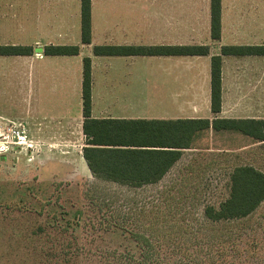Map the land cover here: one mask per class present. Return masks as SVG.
<instances>
[{
  "label": "crops",
  "instance_id": "1",
  "mask_svg": "<svg viewBox=\"0 0 264 264\" xmlns=\"http://www.w3.org/2000/svg\"><path fill=\"white\" fill-rule=\"evenodd\" d=\"M227 1L221 0L219 40H212L210 37V0H143L139 19L137 13H134L135 10H130V4L125 6V14H121L120 10L114 7L110 17L105 15L106 11L102 7L103 12L100 15L103 28L100 30L111 32V40L107 41L105 35L98 41L95 34L94 0H91V43L82 44L80 0H0V46L24 45L33 48V53L29 56L0 55V62L30 59V88L25 91L27 97L30 94L29 108L25 107L19 112H14L15 115H10L24 120L18 121L21 125L16 128L23 130L26 140L35 146L30 149L34 155L31 161L44 163L43 166L38 164L39 168L36 167L35 171H42V176H52L51 174L56 173L62 177H84L94 180L98 188L133 194L167 193L168 188L172 186L168 184V178L174 176V171H193L191 152L198 150L196 147L183 149L179 159L162 176L159 173L151 174L160 176L156 182L131 185L100 179L113 176L114 173L106 171H143L116 165L121 163L120 161H112L110 164L101 161L100 165H95V169H90L82 154L83 147L86 146L82 132L81 97L84 57L91 60L93 118L210 121L216 117L264 118V108L258 105L257 96L252 92H244L240 96L238 89L239 85H248L247 79L250 78L251 72H264L263 66L255 64L262 58L261 55L222 56L221 108L218 113L210 110V56L218 54L222 45H261L236 41V33L248 26H240L236 19L235 22L232 20L227 23ZM104 4L105 2L102 6ZM231 16L234 17L232 13ZM137 26H142L143 45L205 44L209 46L210 54L103 56L90 53L89 50L94 45H136L134 32ZM46 45H78L79 53L44 55L42 48ZM140 57L143 61V71L137 83L138 87L135 86L133 77L135 61ZM152 63L155 67L158 66L159 78L156 77ZM228 71L230 81L227 77ZM240 72L246 74V81L240 79ZM228 82L231 85L230 90ZM138 89H141V92L137 91ZM137 94L141 95V98L138 99ZM151 104L154 107H151ZM72 127H75L76 139L71 137ZM218 132L223 130L214 133ZM208 133L213 132L210 130ZM72 142L78 145L76 157L64 155L60 158L49 155L53 147L47 146ZM39 145H47L42 150L46 155L41 158L35 154L40 148ZM62 152L69 153L70 150L62 147Z\"/></svg>",
  "mask_w": 264,
  "mask_h": 264
},
{
  "label": "rangeland",
  "instance_id": "2",
  "mask_svg": "<svg viewBox=\"0 0 264 264\" xmlns=\"http://www.w3.org/2000/svg\"><path fill=\"white\" fill-rule=\"evenodd\" d=\"M104 2L94 0L95 34L98 36V41L105 35L107 41L111 40V32L100 30L103 28L100 15L103 12L102 7L106 11L105 15L110 17L112 10H115L114 7L120 10L121 14H125L127 11L125 6L130 4V10H135L138 19L141 17L143 0H104ZM227 4V23L232 20L235 22L236 19L240 26H248L236 33V41L264 44V0H228ZM107 20L109 23L110 20L108 18ZM142 39V26H137L134 32V44L143 45ZM91 49L89 51L92 54ZM135 64L133 80L135 86H138L143 71L142 58H137ZM152 64L156 77L159 78L158 66ZM255 64L264 67V56ZM29 71V58L0 62V264H19L20 257L30 256L31 251L24 249V245L28 244L27 240L33 235H30V231L35 225H45L46 220L54 215V220H58L63 226L68 220L71 221L77 209L82 211L80 225L69 228L65 226L63 231V228L52 230L48 227L40 239L47 243L46 240L56 237L61 243L69 244V251L75 255L71 264H109V261L111 264H116L112 259L110 260L114 253L139 252L127 232L126 234L118 231L105 232L99 228L98 221L102 213L111 214L120 211L121 217L128 219L132 225L135 223L134 232L150 234L156 242L154 244L157 246V251L161 255L167 254L171 250L170 246L182 242L185 236L183 229H193L191 225L209 223L203 216V209L206 205L218 206L227 197L229 172L235 165L250 164L264 172V142H253L242 134L223 131L205 134L195 142L198 150L191 152L193 171H180V173L174 171V176L168 178L170 180L168 184L172 186L168 188L167 193L112 192L98 188L94 180L84 177H62L56 173L53 176H41L42 171L38 176L36 167L39 168L44 163L31 161L34 155L30 149L35 148L33 143L27 139V144L20 147L4 144V141H7L5 136L11 135L10 128L16 131L18 130L16 127L21 125L18 121H24L10 114L15 115L14 112H19L25 107L29 108L30 94L27 97L25 92L30 88ZM249 75L248 85H239V95L244 92L254 93L258 105L264 108V72H251ZM227 77L230 81L229 71ZM245 77L246 74L240 72V79ZM230 86L228 82L229 90ZM139 90L141 92V89L137 91ZM137 97L139 99L141 95L137 94ZM133 98L135 99V96ZM71 137L76 139L75 127H72ZM39 146L35 154L41 158L46 155L42 150L47 145ZM47 147H53L49 152L51 157L78 155V145L74 142ZM62 147L69 149L70 152H62ZM28 187L34 189L37 187L35 195L38 201L30 203L25 200L19 204L17 201L11 202L16 199L17 192L27 190ZM8 201L12 204L9 208L3 205ZM247 222L264 223V201L242 224ZM130 229L132 231L133 228ZM195 235L199 238L204 237V230L201 233L195 232ZM55 246L60 249L59 245Z\"/></svg>",
  "mask_w": 264,
  "mask_h": 264
},
{
  "label": "trees",
  "instance_id": "3",
  "mask_svg": "<svg viewBox=\"0 0 264 264\" xmlns=\"http://www.w3.org/2000/svg\"><path fill=\"white\" fill-rule=\"evenodd\" d=\"M210 37H221V0H210ZM80 41L91 43V0H80ZM44 55H77L78 45H46ZM33 53L31 46L1 45L0 55H23ZM94 55H209L208 45H94ZM261 55L264 56V44L261 45H222L218 54L210 56V110L218 113L221 108L222 56ZM91 60L82 59V132L85 144L82 154L90 169L100 165L101 161L130 170L143 171H106L113 176L102 180H113L131 185L156 182L179 159L182 150L194 148L195 142L208 134L210 130L230 131L249 137L253 142H264V118H213L209 119H117L91 117ZM3 158V156H2ZM155 171V172H154ZM160 171V172H158ZM94 173L100 171H92ZM37 173V172H36ZM38 176L40 172L37 173ZM55 173L51 174L52 176ZM150 174V175H143ZM42 176V175H41ZM58 184V183H57ZM229 192L218 206L206 205L203 216L207 224L191 225L193 229H183L184 238L180 244L170 246L168 253L161 255L153 236L134 232L128 219L119 213H102L98 224L102 231L127 232L139 252H116L112 259L116 264H264V223L246 222L264 201V172L250 164L235 165L229 172ZM33 187L17 192L11 202L30 203L38 201ZM16 194V193H14ZM10 201L3 203L9 208ZM17 204V206H18ZM16 205V204H15ZM14 205V206H15ZM123 214H127L124 213ZM54 216V215H53ZM53 216L45 225H35L30 231L24 249L30 250V256L20 257L19 264H71L75 257L69 251V244L61 243L56 237L41 240L46 228L62 231L70 226L81 224L82 211H74L71 221L59 224ZM114 218V219H113ZM122 218V221L119 219ZM129 218H132L129 216ZM129 226V227H128ZM133 228L132 231L130 228ZM204 237H196L195 232ZM55 238V239H54ZM34 240V242H32ZM60 242V243H58ZM55 245H59L57 249ZM108 259V258H106ZM111 264V261L108 262Z\"/></svg>",
  "mask_w": 264,
  "mask_h": 264
},
{
  "label": "built area",
  "instance_id": "4",
  "mask_svg": "<svg viewBox=\"0 0 264 264\" xmlns=\"http://www.w3.org/2000/svg\"><path fill=\"white\" fill-rule=\"evenodd\" d=\"M11 132V135H7L5 136V138H7V141H4V144H12V146H24L25 144H27V140H26V136L24 134L23 130H12L10 128L9 130ZM8 137H10L8 139ZM3 152H6V150H3Z\"/></svg>",
  "mask_w": 264,
  "mask_h": 264
}]
</instances>
